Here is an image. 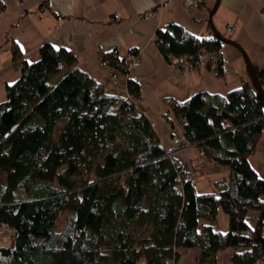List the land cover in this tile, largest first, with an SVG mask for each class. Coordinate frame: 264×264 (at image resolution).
I'll return each instance as SVG.
<instances>
[{
  "label": "trees",
  "instance_id": "obj_1",
  "mask_svg": "<svg viewBox=\"0 0 264 264\" xmlns=\"http://www.w3.org/2000/svg\"><path fill=\"white\" fill-rule=\"evenodd\" d=\"M153 41L165 60L202 54L207 69L214 62L223 72L220 34L195 37L169 22ZM9 52L17 77L0 101V229L9 232L0 264H166L192 248L196 264H215L225 249H243L231 264H264V178L248 160L264 127V63L255 89L240 78L224 96L196 92L167 107L161 117L183 140L166 151L135 106L134 79L119 96L63 48L45 42L34 61L13 41ZM99 55L123 62L111 50ZM184 143L226 168L213 192L197 193L186 166L167 154ZM218 210L228 219L223 234Z\"/></svg>",
  "mask_w": 264,
  "mask_h": 264
},
{
  "label": "crops",
  "instance_id": "obj_2",
  "mask_svg": "<svg viewBox=\"0 0 264 264\" xmlns=\"http://www.w3.org/2000/svg\"><path fill=\"white\" fill-rule=\"evenodd\" d=\"M154 7L155 16L146 17ZM259 8L258 0H203V5L197 8L186 6L181 0H0V101L4 99L5 84L17 77L11 66L10 42L16 43L27 61L36 60L39 46L47 42L70 52L76 65L101 82L106 92L126 96L125 80L134 79L140 94L135 106L152 123L161 146L170 151L172 146H163L166 137L170 143V131L161 117L167 107L196 92L224 96L238 87L240 78L250 88L256 86L251 71L255 73L264 63V20ZM169 22L195 37L214 33L222 36L221 76H214L202 67L183 72L168 64L153 39L156 27ZM232 22L234 29L223 35L225 26ZM112 49L117 50L116 55L125 63L129 62L131 49L136 50L138 58V64L129 68L126 78L120 77L113 84L106 69L97 62L100 53ZM193 155L197 157L194 148L172 152L184 166L185 160L191 163ZM221 177L198 188L193 181L195 191L213 192V183ZM215 227L221 234L228 229L227 216L220 210L216 213ZM242 250L219 251L215 264H231L230 256ZM197 255V249H180L177 261L166 264H196Z\"/></svg>",
  "mask_w": 264,
  "mask_h": 264
},
{
  "label": "built area",
  "instance_id": "obj_3",
  "mask_svg": "<svg viewBox=\"0 0 264 264\" xmlns=\"http://www.w3.org/2000/svg\"><path fill=\"white\" fill-rule=\"evenodd\" d=\"M181 1L186 6H191V7H196V8L201 7L203 5V0H181ZM258 2L260 3L259 12H260L262 19L264 20V0H258ZM155 14H156V9L154 7L146 13V17H153V16H155ZM234 27H235V24L233 22L227 24L225 26L223 35L228 34L230 31H232L234 29ZM111 54L116 55L117 50L112 49ZM128 56H129V62L128 63L115 62L113 64V66L109 65L108 61L102 55L97 56L98 65L101 67H104L106 69L107 75L109 77V80L112 82V84L116 83L120 77L126 78V75L128 73L129 68L132 66H136L138 64V58L136 55V51L134 49H131L128 51ZM166 61L168 62L169 65L177 67L183 72H186V71L193 69V68H196V67H202V68L208 70L209 72H211L214 76H217V70L215 68V63L212 62L210 64V67L207 69L204 65V56L202 54H198L194 61H190L186 55H171L170 54V55H168V58ZM173 130H174L173 128L169 127V131L172 134V137H170V143L173 146H177L178 143H180L183 139H182L180 131L174 132ZM182 148H194V146L188 145V143H184ZM196 153L199 156V158H203L202 151L197 150ZM167 154L172 155V152H170V153L168 152ZM185 176L187 178L192 177V172L189 170L186 171ZM0 230L6 231L4 228H1ZM242 235L248 236L249 232L244 231L242 233ZM262 262L264 263V258L262 259Z\"/></svg>",
  "mask_w": 264,
  "mask_h": 264
},
{
  "label": "rangeland",
  "instance_id": "obj_4",
  "mask_svg": "<svg viewBox=\"0 0 264 264\" xmlns=\"http://www.w3.org/2000/svg\"><path fill=\"white\" fill-rule=\"evenodd\" d=\"M252 89H255V86H252ZM60 125L61 122H59L57 128L54 129V136L59 130ZM167 138L168 137H166V139L164 140L163 146L170 148L171 143L168 142ZM194 149L195 151L198 150L195 146ZM189 155L190 154H188L186 157L188 158ZM248 160L252 168L256 171L258 177L263 178L264 177V128L262 130L261 138L257 142L256 149ZM185 162L189 171H191L193 174L195 173L193 177V181L197 185V188L201 184H207L212 179L219 178L225 175V169L222 166L211 165L204 158H199L198 155L197 157H195V155L191 157V163L190 161H186V160ZM0 181H1V173H0ZM63 223H64V217L61 216L56 221L55 230H59L60 228H62ZM8 243H9V232L0 230V246H6L8 245Z\"/></svg>",
  "mask_w": 264,
  "mask_h": 264
},
{
  "label": "water",
  "instance_id": "obj_5",
  "mask_svg": "<svg viewBox=\"0 0 264 264\" xmlns=\"http://www.w3.org/2000/svg\"><path fill=\"white\" fill-rule=\"evenodd\" d=\"M251 75L254 78L255 84H257L256 78H255V75H254V71H251ZM261 218H262V214H260V219Z\"/></svg>",
  "mask_w": 264,
  "mask_h": 264
}]
</instances>
